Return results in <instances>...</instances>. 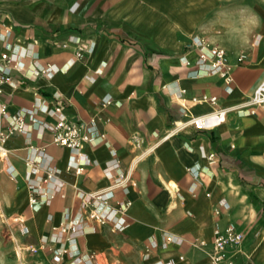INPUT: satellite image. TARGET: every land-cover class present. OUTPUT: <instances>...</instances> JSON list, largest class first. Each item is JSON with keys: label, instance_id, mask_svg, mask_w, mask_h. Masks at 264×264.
<instances>
[{"label": "crops", "instance_id": "1", "mask_svg": "<svg viewBox=\"0 0 264 264\" xmlns=\"http://www.w3.org/2000/svg\"><path fill=\"white\" fill-rule=\"evenodd\" d=\"M239 9L251 30L229 42ZM197 36L226 50L230 90L198 64ZM263 80L264 0H0V218L29 264H212L216 232L232 264H264V110L249 112ZM215 107L219 127L172 133ZM59 117L98 144H55L43 126ZM66 214L84 221L61 234Z\"/></svg>", "mask_w": 264, "mask_h": 264}, {"label": "built area", "instance_id": "2", "mask_svg": "<svg viewBox=\"0 0 264 264\" xmlns=\"http://www.w3.org/2000/svg\"><path fill=\"white\" fill-rule=\"evenodd\" d=\"M191 46H194L198 50V64L199 65H209L211 68V74L219 75L227 82V90H230L233 85V76L229 71L227 64V52L224 48L218 46H210L207 41L201 37H194ZM8 56L4 55L3 59L6 60ZM240 61H244V57L240 56ZM46 74H51L52 70L48 69L45 71ZM197 102H207L213 106L217 105L218 99L216 97L203 96L200 99H195ZM251 107L249 108L250 113H255L258 110H264V80L256 88L252 99ZM8 113L7 104L2 100V92L0 91V115L6 116ZM226 110L223 108L215 107L211 112L192 116L188 121H178L175 122L173 126L172 133H179L185 130L187 127H193L196 131H210L219 127L226 121ZM17 121V126L15 129L23 130V123L19 119ZM45 131L52 133L54 143L72 149L77 155L80 149L86 144L97 145L98 143L93 138V126L92 124H82L79 122L69 121L63 117H59L56 122L51 124H45L43 126ZM9 132H0V162L3 161L8 156V149L6 148L4 142L9 136ZM78 173H81L82 169L77 168ZM51 177L49 174L48 178ZM87 201L95 199L103 206H107L110 196L108 194H88L86 196ZM111 218L108 214L93 212L85 218L87 222L97 221L101 224L109 221ZM84 221V219L72 220L67 214L65 215V224L61 228V234H68L70 231H75L79 225ZM124 224V220L119 223V226ZM232 234V240L234 243L240 242L244 234L237 233L233 228L230 229ZM172 238H167V242L171 241ZM158 244L154 242L152 247H157ZM226 248V242L222 239L220 234L216 232L214 236V257L212 264H232L226 259L224 254ZM66 251L59 252L54 260L56 263L64 262V255ZM83 261L77 259L76 263L81 264Z\"/></svg>", "mask_w": 264, "mask_h": 264}, {"label": "rangeland", "instance_id": "3", "mask_svg": "<svg viewBox=\"0 0 264 264\" xmlns=\"http://www.w3.org/2000/svg\"><path fill=\"white\" fill-rule=\"evenodd\" d=\"M0 264H29V258L12 238L10 226L0 218Z\"/></svg>", "mask_w": 264, "mask_h": 264}, {"label": "clouds", "instance_id": "4", "mask_svg": "<svg viewBox=\"0 0 264 264\" xmlns=\"http://www.w3.org/2000/svg\"><path fill=\"white\" fill-rule=\"evenodd\" d=\"M247 10L239 9V15L226 17L221 26L225 29L224 35L229 42L242 41L244 35L251 30L253 16L245 14Z\"/></svg>", "mask_w": 264, "mask_h": 264}]
</instances>
